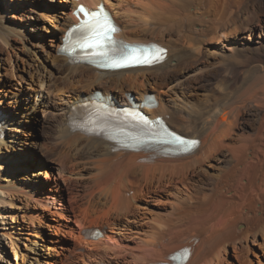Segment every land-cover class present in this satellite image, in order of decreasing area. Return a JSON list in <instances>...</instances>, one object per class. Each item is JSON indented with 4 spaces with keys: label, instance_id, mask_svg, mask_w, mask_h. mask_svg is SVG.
<instances>
[{
    "label": "bare ground",
    "instance_id": "6f19581e",
    "mask_svg": "<svg viewBox=\"0 0 264 264\" xmlns=\"http://www.w3.org/2000/svg\"><path fill=\"white\" fill-rule=\"evenodd\" d=\"M68 2L70 12L58 28L62 33L77 23L71 12L78 3L94 10L101 2L120 27L116 38L157 43L168 50L167 58L151 68L101 71L71 63L58 51L61 41L55 39V30L46 38L53 53L32 51L36 65L45 56L49 65L40 62L25 72L58 98L49 105L54 135L45 131L41 142L29 143L59 167L41 200L35 185L8 182L6 190L0 187L1 195H17L22 203V223L28 221L24 233L41 230L44 212L56 216L62 210L57 197L62 199L66 190L78 228L71 227L75 254L66 264H166L183 248L190 249L185 264H263L264 0ZM8 7V0H0V40L15 46L16 41L8 40L10 26L2 21ZM10 52L0 50V73L22 80L13 66L18 58ZM95 91L120 106L140 104L153 95L157 106L146 112L164 117L173 132L198 139V146L182 156L157 149L127 151L73 129V111L92 101ZM6 110L0 111V142L6 140L12 120L20 119L18 111ZM13 173H7L9 180ZM92 227L101 236L83 231ZM2 237L9 239L20 264L17 237L2 232L0 245ZM57 242L51 240L53 252L66 250ZM249 243L257 244L260 253ZM227 247H232L234 261ZM250 253L256 260L247 257Z\"/></svg>",
    "mask_w": 264,
    "mask_h": 264
},
{
    "label": "rangeland",
    "instance_id": "374dc122",
    "mask_svg": "<svg viewBox=\"0 0 264 264\" xmlns=\"http://www.w3.org/2000/svg\"><path fill=\"white\" fill-rule=\"evenodd\" d=\"M66 1L8 0L10 7L5 8L4 10L6 11L2 12V21L10 26L7 27L10 32L8 40L10 43L16 42L15 46L9 44L5 46L0 40V50L4 51V49H7L11 51L10 53L12 55L14 54L17 56V64L13 63L14 70H16V74H21L23 79L11 78L9 74L1 70L0 109L6 112V108H9V111L15 114L18 111L20 119L18 120V117H16L15 120H12L13 123L10 126L11 128L7 130L6 140L0 142V144H4L0 147V187L2 190H6L4 184L8 182H13L16 185H35L34 187L39 189L36 197L40 200L47 195L50 184L53 183L54 178L57 177L56 171L59 165L57 160L46 161L40 149L34 147L29 142H41V135H43L45 131L49 133L48 136H51L50 134H52V136L54 135V126L50 119L51 113L49 112V105L51 106L54 104V100L58 97L54 91L52 92L51 90L50 92L49 89H45V87L35 83L34 79H31L25 71L28 69L34 71V68L37 67L40 62L45 66L49 65L48 60L45 59L46 56L45 58H39V62L36 65L35 60H32L33 58L30 54H32V51L37 53H41L42 51L54 52L55 48L47 45L46 38L48 39V36H51V30H55V39L57 38L61 41L63 33L58 28L62 27V20L66 14H69L71 9L69 7L71 4L68 0ZM71 1L76 2L75 0ZM27 9H29V11H27ZM54 18H57V21L54 20ZM12 20L15 23L12 22ZM18 34L23 35L20 36ZM13 59L15 60L14 57ZM22 61L23 63L27 62L30 64L24 68ZM183 63L185 66L188 64L187 61ZM17 65L18 70L16 67ZM62 76H65V74H61V77ZM95 89H98V87ZM82 93L87 95L85 92ZM45 103L47 105H44ZM48 120L50 121L48 122ZM47 124L49 126L46 127ZM26 135L29 136V139H26ZM19 137L21 138L20 143ZM40 161L41 163L42 161L47 162V166L43 167ZM11 171L14 172L13 178L11 177L9 180L7 173ZM46 172H48V176H46ZM4 173L6 174L4 175ZM5 195H1L0 190V215H4L3 217H5L3 220L0 218V233L9 232L12 233L14 238L17 237L14 241L17 243L16 248L20 257H22L19 261L20 264H30L31 261L34 262L33 264H53V260L54 264H66L65 262L75 254L74 247L76 242L72 239L71 227L78 231L72 216L73 213L71 212V205L68 200V192L66 190L64 191L62 199L57 197L58 203L61 202L64 205L58 206L62 210H59L56 216L49 211L44 212L45 215L41 217L40 222L41 230H36L37 233L29 231L32 233L29 235L24 233L27 232L25 228L26 225H28V221L24 219L25 221L22 223L21 215L25 211L22 203L16 200L17 195H9V197ZM63 216L65 218H63ZM35 224L37 225V222H35ZM92 228L94 229L95 227ZM86 229L88 228L83 229V231ZM105 229L108 230L107 227ZM33 234H35V236H33ZM51 240L58 241V246H65L64 248H66L67 251L53 252L50 249L54 246ZM35 241L37 242L36 246L34 244ZM259 241L258 239L256 243ZM249 246L260 253L257 244L249 243ZM227 254L230 261L235 260L232 247H227ZM247 257L253 259L255 256L250 253L247 254ZM254 260L256 259L254 258ZM17 262L18 261L11 252L9 239L2 237V244L0 245V264H17ZM262 262L264 264V260H262ZM255 263L257 264V261H255Z\"/></svg>",
    "mask_w": 264,
    "mask_h": 264
},
{
    "label": "snow or ice",
    "instance_id": "6c2138e0",
    "mask_svg": "<svg viewBox=\"0 0 264 264\" xmlns=\"http://www.w3.org/2000/svg\"><path fill=\"white\" fill-rule=\"evenodd\" d=\"M89 31L92 33V39L99 44V41L104 39L105 36L110 32V31H115L111 27V25L107 22V20H104L101 22L100 19L94 17L93 22L89 24L88 26ZM135 50H124L119 53H117L121 59L120 61H112V65L114 67H122L126 66V62H133V63H151L154 59H162V57H156V56H144L143 54L141 55H132V53ZM146 50H141V53L145 52ZM162 51V50H158ZM102 55H107L106 53H102ZM174 141L178 143L181 146H186L184 150H188V147H194L197 142L195 140H184L180 137H175Z\"/></svg>",
    "mask_w": 264,
    "mask_h": 264
}]
</instances>
